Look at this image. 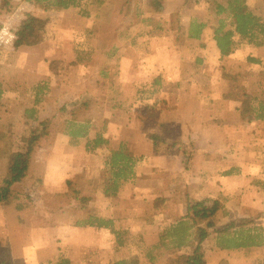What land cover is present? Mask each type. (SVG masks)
<instances>
[{
  "label": "rangeland",
  "instance_id": "1",
  "mask_svg": "<svg viewBox=\"0 0 264 264\" xmlns=\"http://www.w3.org/2000/svg\"><path fill=\"white\" fill-rule=\"evenodd\" d=\"M244 2L264 18V0ZM22 3L0 15V42L7 44L29 15L48 26L41 43L15 53L0 48V180L14 154L29 155L12 186L18 203L0 205V251L9 248V264H47L60 252L71 264H264V245L216 247L224 229L264 233V120L253 111L264 101V47L220 57L214 4L225 0H102L87 18ZM193 18L207 26L199 41L186 38ZM147 19L166 33L148 40L149 54L141 34L150 29ZM71 123L87 124L90 137L101 133L108 143L92 155L71 147ZM154 126L163 130L150 139L155 147L132 155L145 140L135 131ZM159 147L187 152L173 165L150 166ZM116 151L133 159V176L112 195L104 162ZM229 169L238 175L223 177ZM188 201L219 205L201 257L192 242L176 252L154 250L151 262L115 252L106 230L77 227L88 216L109 219L152 247L186 215Z\"/></svg>",
  "mask_w": 264,
  "mask_h": 264
},
{
  "label": "trees",
  "instance_id": "2",
  "mask_svg": "<svg viewBox=\"0 0 264 264\" xmlns=\"http://www.w3.org/2000/svg\"><path fill=\"white\" fill-rule=\"evenodd\" d=\"M22 2L35 7H41L45 12H61L76 10L81 18H87L90 15V8L100 6L102 0H0V15L2 13L14 14L17 6ZM154 5V3H153ZM156 8H159L158 6ZM214 14L217 17V24L213 28L212 40L221 58L228 57L238 51L246 49H260L264 47V18L252 13L245 5L244 0H225L224 4H214ZM150 29L142 32V36L147 39L144 47L145 54L148 52V40L151 37H159L166 34L164 28L155 24L151 19ZM47 23L37 17L27 16L22 22L19 30L10 37L8 43L0 42V48H9L13 53L22 44H38L44 41ZM207 26L198 18H193L187 28L186 38L192 41L201 40L204 30ZM2 25L0 23V32ZM145 35V36H144ZM6 46V47H5ZM141 46V47H142ZM250 63H258V59L251 58ZM257 108L253 109L256 114V120H264V101H257ZM45 127V125H43ZM65 133L69 137L71 147L82 146L84 154L92 155L96 150L108 143L107 139L101 133L89 136L87 124L71 123L70 127L65 128ZM29 163L28 154L16 153L12 156L11 166L8 174L0 180V205L8 206L18 203V195L12 186L18 183L23 177ZM133 159L121 151L112 152L105 159L104 165L112 172L111 184L106 192L117 195L121 186L125 184L132 171ZM238 175L237 169H229L222 173L223 177ZM18 207V205H17ZM21 210V207H18ZM219 210L217 202L212 201L208 204H197L188 201L186 215L170 225L159 235V242L152 247H146L144 241L139 235H130L126 232L116 230L113 221L109 219L96 218L88 216L77 223V227H90L98 230H106L110 236L115 252L126 250L130 253L144 255L149 261L154 258L153 251L160 249L172 252L180 251L186 248L190 243L196 242L193 249V255L201 257L202 243L212 234L213 224L209 219ZM207 221V222H206ZM247 220L245 224H249ZM229 229H224L217 234L216 247L220 251H241L264 245V233L261 228L242 227L234 233L228 234ZM2 246L0 244V250ZM66 252H60L53 261L47 264H71ZM9 248L0 251V264H9ZM153 262V261H151ZM108 264H129L125 259L111 261Z\"/></svg>",
  "mask_w": 264,
  "mask_h": 264
},
{
  "label": "crops",
  "instance_id": "3",
  "mask_svg": "<svg viewBox=\"0 0 264 264\" xmlns=\"http://www.w3.org/2000/svg\"><path fill=\"white\" fill-rule=\"evenodd\" d=\"M27 5H29V4H27ZM142 102H144V101H142ZM159 102H162V101H159ZM163 106L166 107V105L164 103H163ZM155 127L156 126H154V128L152 130H149L147 132L135 131V132H137L138 136L144 137L145 140L143 142L141 150L139 152H138V150L136 152L132 151L131 152L132 155L145 154L144 150L147 149V151H148L149 144L154 146V142H151L150 139H155L154 138L155 136H157L159 138V136L163 132L162 129H159L158 127L156 129ZM159 148L157 150H162L163 149L162 147H159ZM185 152H187L185 149H180L179 151H177V153H170V149H165L164 148L162 152L157 154V157L155 158V160H153V161H151V163H149V165L155 167L156 165H158L159 161H162L164 163H170L171 165H173V163H178V159L180 158V155H184ZM169 167L173 168V166H169ZM170 168H167V169H170ZM230 177H232V176H230ZM230 177H228V178H230ZM160 214L161 213L158 212L156 215H160ZM154 215H155V213H154Z\"/></svg>",
  "mask_w": 264,
  "mask_h": 264
}]
</instances>
